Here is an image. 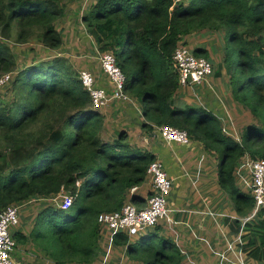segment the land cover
<instances>
[{
  "label": "trees",
  "instance_id": "16d2710c",
  "mask_svg": "<svg viewBox=\"0 0 264 264\" xmlns=\"http://www.w3.org/2000/svg\"><path fill=\"white\" fill-rule=\"evenodd\" d=\"M70 1L0 0V77L12 74L10 100L0 99V210L46 201L30 236L14 233L17 242L33 244L54 264H94L106 254L99 215L120 211L128 202L144 207L145 198L131 191L146 182L157 157L131 143L127 132L107 137L104 115L93 108L66 56L34 58L17 68L15 45L38 41L47 51L63 48L57 22ZM92 2L83 16L87 33L98 53L115 55L126 76V93L153 124L143 125L145 132L169 125L186 130L191 143H203L206 153L220 158L221 189L239 217H250L256 202L236 175L247 158L264 159V0ZM222 32L224 54L215 75L221 79L225 71L230 100L237 104L234 114L244 117L239 140L226 130L225 119L206 107L181 104L177 96L182 87L176 49ZM194 54L210 57L205 45ZM62 194L73 197L68 209L60 204ZM235 224V233H249L242 249L264 264V210L244 228L239 220ZM160 231L149 230L137 243L119 232L112 245L125 247L127 256L141 264L181 263L178 250L175 256L165 252L169 240L155 244Z\"/></svg>",
  "mask_w": 264,
  "mask_h": 264
},
{
  "label": "crops",
  "instance_id": "0c3cea01",
  "mask_svg": "<svg viewBox=\"0 0 264 264\" xmlns=\"http://www.w3.org/2000/svg\"><path fill=\"white\" fill-rule=\"evenodd\" d=\"M85 1L71 0L68 4L66 15L57 22V28L62 33V47L70 50L72 48L74 50L77 49L76 53H71L66 57L78 74L81 71L92 72L97 78V86L111 92L113 86L101 68L100 55L97 49L93 50L91 48L90 55L86 56L90 60L87 67L79 69L80 67L73 60L74 58L84 59L85 44L89 43L94 47L93 40L88 35L86 25L83 22L84 12L88 9L83 8ZM88 2L91 5L92 0H88ZM208 40L209 38L204 37L194 38L189 41V46L191 49H195L198 44L203 42L202 45H205L209 49L208 44H205L209 42ZM208 88H210V85L205 86V88H201V85L193 88H181L177 94L181 98L179 102L181 103L182 101L183 103L181 104L185 105L206 107L218 116L220 120L227 119V115L230 114L237 121L244 119L242 117L237 119L239 115L235 116L234 114L236 113L235 108L237 104L229 102V110L222 102L212 98L213 96ZM224 91H226L225 96L226 98L228 97L229 101V91L227 88ZM129 102L111 101L103 107L104 109H100V112L105 117L106 134L107 137L113 139L117 138L120 132H127L131 143L137 144L143 149L151 150L155 153L157 159L161 160L164 164L169 177L173 180V187H175L174 192L172 190L169 198V208L172 227L177 229V239L172 238L171 234H169L168 230L170 228L163 231L164 224V227L162 224H159L157 227L163 231L162 234H164L167 240H174L178 245L181 242L182 248L187 250V252H184L179 247L183 256L182 261L184 260L183 264H260L258 261L250 258L248 253L242 249L243 244L248 240V231L242 230L240 234L234 232L237 230L236 220H239L244 228L245 224L253 219L252 215L254 213L247 218L239 217L234 203L219 185L218 174L213 176L214 172H211L213 183L209 187L202 183L201 176L197 174V170H200L199 161L202 156L210 155L205 152L203 145L199 142H192L189 146L177 143L167 144L161 139L159 129H155V126L153 133L145 132L143 125L153 124L143 116L137 104L131 100ZM142 140L143 143H141ZM189 169L191 171L196 170V173L190 174ZM240 175L238 171L236 181L245 190L246 188L242 183L244 179ZM190 180L192 181V185L196 186L195 191H192L191 187H189ZM150 184L151 181L148 178L137 192L148 188L147 195H149L151 193ZM111 247L114 248L111 251L113 255L108 250L112 248H106L104 251L106 254L101 255L94 264H124L125 258L129 259L125 264H138L128 256L121 258L122 262L115 261V258H113L115 253L120 252V250L122 251L123 247ZM103 248L105 249V247ZM35 251L34 254L28 252L29 258L25 261L26 264H54L41 254L38 249ZM32 256L33 260L30 258ZM121 256H123L122 253L120 254Z\"/></svg>",
  "mask_w": 264,
  "mask_h": 264
},
{
  "label": "built area",
  "instance_id": "2783aa9c",
  "mask_svg": "<svg viewBox=\"0 0 264 264\" xmlns=\"http://www.w3.org/2000/svg\"><path fill=\"white\" fill-rule=\"evenodd\" d=\"M99 55L101 68L113 86L111 92L97 86V78L92 72L81 71L79 73L84 88L90 93L92 106L95 110H100L110 101L130 100L125 90L126 76L118 65L115 55L110 52L99 53ZM173 59L182 87L199 86L202 83L210 85L208 80L214 74V66L209 59L196 56L194 49L187 45L179 46ZM11 78L12 74L0 77V88L8 85ZM158 129L161 139L167 144L177 143L185 146L191 144L189 133L186 130L169 125ZM245 162L248 167H245L247 176L244 178L246 184L243 185L249 187L248 192L256 202L252 215L254 218L264 210V159L247 158ZM148 178L151 181V193L145 198L144 207L140 208L133 203H127L120 211L99 215L98 222L103 228L102 236L105 235L109 239L107 240L109 246H113V235L120 232L130 239L135 236L142 237L149 230L156 228L160 221L168 216L173 180L169 177L161 160L157 159L150 164ZM138 189L139 187L133 188L132 194L136 193ZM60 198L62 208L68 209L72 204L73 197L62 194ZM25 205H12L0 210V264H19L13 256L17 246V240L14 237L16 230L13 227L21 224L19 210L20 206Z\"/></svg>",
  "mask_w": 264,
  "mask_h": 264
},
{
  "label": "rangeland",
  "instance_id": "374dc122",
  "mask_svg": "<svg viewBox=\"0 0 264 264\" xmlns=\"http://www.w3.org/2000/svg\"><path fill=\"white\" fill-rule=\"evenodd\" d=\"M87 2H88V0H86L83 4V8H88L85 10L84 14L90 9L91 5L93 4V2H92L91 5H89L90 3L89 2L87 3ZM88 5H89V7H88ZM224 38H225V34L223 32L219 33V34L215 33V34H213L212 37L209 38V40H208L209 42L205 43V44H208V46H209V49H208L209 56H210L209 60L212 62L213 66H214V74L208 80V83H210V88H208V90L210 91L211 95L213 96L212 98L219 100L220 102L223 103V105H225V107H227L229 109V102L231 103L232 101L231 100L228 101V97L226 98V96H225L226 91H224V89L226 88V84H227L226 80H228V77H227L225 71H222L223 73L221 72V76L223 75L221 78L222 80L217 79L216 75H215L219 70V65L221 64V60H222L223 54H224L223 49H222L224 44H225ZM185 39L190 40L191 36H187V37H185ZM93 44H94V47H93V45H91L89 43L85 44L86 49L84 50V59H75V58L73 59L74 61H76V64L78 65V67H80L79 69H82L83 67H87L89 65L90 60L87 59L86 56L90 55V49L91 48L93 50L97 49V45L94 42H93ZM202 44H203V42L198 44L197 47L201 46ZM189 45H190V43L187 44V46H189ZM76 50L77 49L74 50L73 48L71 50L67 49V48H62V49H59V50H56L53 52L47 51L46 48H44L41 44L38 43V41H31L28 44H18V45L14 46V52H15L16 61H17V68H19V69L24 67L30 60H33L34 58H37L39 61L41 59L52 58V57H54V55H56V56H58V55L59 56H68L71 53H76ZM107 79H108V77H107ZM223 79H226V80H223ZM221 81H222V83H221ZM195 86H197V85H189V86H187V88H193ZM205 86H208V84H206V83L201 84V88H205ZM182 88H185V87H182ZM8 91H9V84L0 88V92H1L0 93V99L4 98V101L9 102L10 99L7 98L9 96ZM129 98L131 101H133L135 104H137L139 106L138 101L135 98L132 99L130 96H129ZM0 102H1V100H0ZM127 103H130V102L127 101ZM233 104H236V102ZM197 106H199V105H197ZM240 117L241 116H237V119H240ZM242 118H244V117H242ZM225 121L227 122L226 123L227 125H225L226 130H228V132H230L231 135H235V138L237 140L241 139V135L243 133V130H241V128L246 126V123H243L242 120L237 121L235 118H232L231 114L227 115V119H225ZM141 143H143V140L141 141ZM201 144H203V143H201ZM210 155H212V154H210ZM210 155H204L205 157L202 156V158L200 159L201 162L199 161L200 170H197L198 171L197 174H199L201 176L200 178H202V180H201L202 183L208 187L210 185H212V183H213V177L211 175L212 174L211 172H214L213 176H215V174L216 175L218 174L219 162H220V158H218L217 155H215V154L213 156H210ZM243 166H244V168H243ZM245 167H248V164L244 160L243 164L239 165V167H238L239 174H241L243 176V179L245 178V176H247V173L245 172ZM189 173L195 174L196 170L191 171V169H189ZM244 173H246V174L244 175ZM241 175H240V177H242ZM216 179H217V177H216ZM191 182L192 181L190 180L189 187H191L192 191H195L196 186H193ZM242 183L246 184V181L244 180V181H242ZM244 187L246 188L245 189L246 191L249 190V187L247 188L246 185H244ZM174 188L175 187L172 188L173 192H174ZM147 190H148V188H146L143 191L140 190L138 193L143 195L144 198H146L148 196ZM128 203H130V202H128ZM46 204H47L46 201H42V202L34 201V202L29 203V204H26L23 207L20 206L19 212H20V217H21V224L14 226L13 229L16 231L23 230L28 236H30L29 234L31 233V230L33 228L32 226L34 223L35 216L37 215V213H39L40 210H42L43 206H45ZM169 210H170V208H169ZM170 213L171 212L169 211L168 216L165 219L161 220L160 224H162L163 227L165 225V227L163 228V231L170 228L168 230L169 234H171L172 238L177 239V234H176L177 229L172 227V221H171ZM171 216H172V214H171ZM154 229H152V230H154ZM163 231H161L158 235V238L155 239V244H160L163 240H167L164 237V234H162ZM104 233L107 235L106 230H104ZM140 238L141 237H138V236L132 237L131 243H137ZM107 240H109V239L106 238L105 236L101 238L102 246L105 248H112L111 246H109ZM169 242L171 244V247L169 248V246H168V248L166 249L165 252L167 254H169V255L174 254V256H175L176 250H178V252L181 254L179 247L184 252H187V250L182 248L181 242H179V245L176 244L174 240H171ZM29 245H30V247L28 248ZM29 245L28 244H20L17 242V246L13 252V256H14V258H16L18 260V262L20 264H26L25 261L29 258L28 252H30L31 254H34V252H36L35 246H33V244L32 245L29 244ZM27 248H28V250H27ZM113 249L114 248L108 249V250H110V253H111V251H113ZM121 253L123 254V256L120 257ZM141 253H142V251L139 250V254H141ZM111 255H113V253H111ZM125 256H127V251H126V248L123 247V250L122 251L120 250V252H116L115 256L113 258H115V261L122 262L121 258H123ZM180 256L183 257L182 254ZM30 258H31V260L34 259L33 256ZM124 260H125L124 264L126 261H129V259H126V258ZM183 261L179 264H183ZM136 262L138 264H141V263H139V261H135V263Z\"/></svg>",
  "mask_w": 264,
  "mask_h": 264
},
{
  "label": "clouds",
  "instance_id": "9594fccd",
  "mask_svg": "<svg viewBox=\"0 0 264 264\" xmlns=\"http://www.w3.org/2000/svg\"><path fill=\"white\" fill-rule=\"evenodd\" d=\"M128 95V94H127ZM129 96V95H128Z\"/></svg>",
  "mask_w": 264,
  "mask_h": 264
}]
</instances>
